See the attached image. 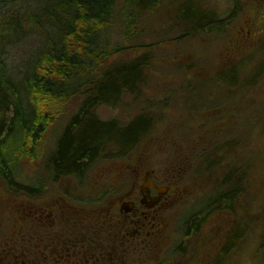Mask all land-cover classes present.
Instances as JSON below:
<instances>
[{"label":"rangeland","instance_id":"obj_1","mask_svg":"<svg viewBox=\"0 0 264 264\" xmlns=\"http://www.w3.org/2000/svg\"><path fill=\"white\" fill-rule=\"evenodd\" d=\"M154 1L151 8L135 11L124 0H117L110 22L100 34V43L110 54L105 65L144 58L148 63L144 69L146 80L137 94H125L114 106L97 108V115L103 121L117 120L125 125L141 116L148 117L150 128L131 157L143 153L158 163L169 158L174 164L172 170L179 166L178 160L192 168L191 186L188 185L192 193L188 192L173 210L171 264H196L206 259L205 252L226 244V231L239 227L244 230L241 241L226 254L222 264H264V251H260L264 241V52L252 54L247 46L232 47L231 54L226 51L235 36L246 30L252 0ZM188 3L200 15L222 21L220 27L196 28L181 13ZM67 22L58 0H0V41L5 42L10 71L23 77L35 55L59 39ZM228 56L231 63L224 66L230 62ZM227 66L234 70L236 84L227 83ZM225 95L232 99L234 113L227 117V125H223L219 110L203 116L205 97L207 104H219L216 99ZM82 103L80 97L51 107L52 122L37 155L22 161L17 181L31 188L33 195L40 194V185L54 190L69 187L70 183L81 184L73 176L52 182L49 162ZM215 124L217 130L224 128L226 134L232 127L230 134L236 142L216 175L222 180L224 171H235L238 195L232 213L212 214L200 227L204 199L222 186L215 178L209 181L208 173L201 170L202 153L215 157L209 137ZM114 150L110 147L105 152L107 159L98 161L83 179L114 178V162L122 161L110 154ZM6 192V185L0 182V194ZM188 222L198 224L200 229L191 239L184 236Z\"/></svg>","mask_w":264,"mask_h":264},{"label":"flooded vegetation","instance_id":"obj_2","mask_svg":"<svg viewBox=\"0 0 264 264\" xmlns=\"http://www.w3.org/2000/svg\"><path fill=\"white\" fill-rule=\"evenodd\" d=\"M249 6L246 30L235 36L226 49L228 53L233 52L232 47L243 46L252 54L264 52V0H252ZM228 58L230 62L224 66L231 63ZM230 69H224L227 83L236 84L234 70ZM216 100L219 104H207L205 97L202 114L219 110L223 125H227V117L234 114L232 99L226 96ZM216 128L215 124L209 131L215 157L211 159L209 152L200 156L201 170L208 173L209 181L218 180V167L236 142L230 134L232 127L227 134L224 128ZM139 145L117 157L122 161L114 162V178H76L81 184L70 183L69 187L54 190L40 185L38 195L13 191L0 194V264H171L173 210L188 192L192 193V168L178 160L179 166L172 170L174 164L169 158L158 163L143 153L132 158ZM223 174V179L218 180L221 188L203 201L200 227L210 215L232 213L236 206V173L230 168ZM50 179L55 184L60 181L52 176ZM193 230L200 229L190 225L188 239L196 235ZM237 231L244 232L242 227L226 231L225 242L234 239L232 235ZM219 250L217 247L205 252L206 259L196 264H213Z\"/></svg>","mask_w":264,"mask_h":264},{"label":"trees","instance_id":"obj_3","mask_svg":"<svg viewBox=\"0 0 264 264\" xmlns=\"http://www.w3.org/2000/svg\"><path fill=\"white\" fill-rule=\"evenodd\" d=\"M116 2L58 0L59 10L66 13L68 22L60 30L59 39L35 55L23 77L8 68L5 42L0 41V182L6 185L7 194L13 191L33 195L31 188L17 181L19 170L27 156L37 155L52 122L51 107L55 104L83 98L79 112L70 120L50 157L53 179H81L98 161L107 159L105 152L110 147L115 148L110 154L117 158L128 154L145 138L150 128L148 117L141 116L125 125L117 120L103 121L96 111L103 105L114 106L125 94H137L146 80L144 69L148 63L144 58L105 65L110 54L101 45L100 34L108 26ZM124 2L136 11L151 8L155 1ZM181 13L199 29L211 26L210 30H214L222 24L212 16L200 15L190 3ZM191 226L199 228L195 223ZM186 230L184 236L188 239V224ZM232 236L234 239L228 238L213 264H222L243 233L237 231ZM262 246L260 251H264V241Z\"/></svg>","mask_w":264,"mask_h":264}]
</instances>
